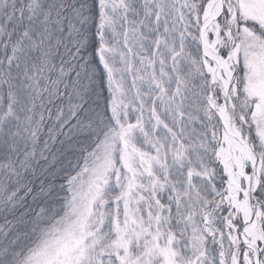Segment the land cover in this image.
I'll use <instances>...</instances> for the list:
<instances>
[{"label": "snow or ice", "instance_id": "6c2138e0", "mask_svg": "<svg viewBox=\"0 0 264 264\" xmlns=\"http://www.w3.org/2000/svg\"><path fill=\"white\" fill-rule=\"evenodd\" d=\"M0 264H264V0H0Z\"/></svg>", "mask_w": 264, "mask_h": 264}]
</instances>
